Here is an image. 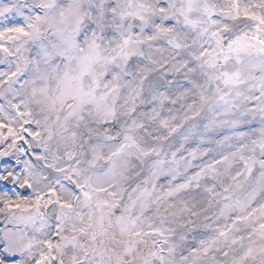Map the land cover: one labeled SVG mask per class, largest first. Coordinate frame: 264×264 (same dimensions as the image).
<instances>
[{
    "label": "snow or ice",
    "instance_id": "snow-or-ice-1",
    "mask_svg": "<svg viewBox=\"0 0 264 264\" xmlns=\"http://www.w3.org/2000/svg\"><path fill=\"white\" fill-rule=\"evenodd\" d=\"M0 264H264V0H0Z\"/></svg>",
    "mask_w": 264,
    "mask_h": 264
}]
</instances>
